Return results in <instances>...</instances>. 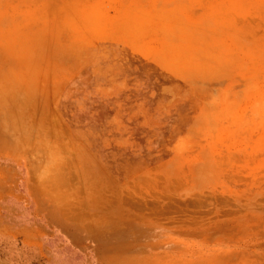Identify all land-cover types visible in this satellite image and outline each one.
Listing matches in <instances>:
<instances>
[{
  "label": "rangeland",
  "instance_id": "374dc122",
  "mask_svg": "<svg viewBox=\"0 0 264 264\" xmlns=\"http://www.w3.org/2000/svg\"><path fill=\"white\" fill-rule=\"evenodd\" d=\"M72 1L0 76L39 119L0 138V264H264V0Z\"/></svg>",
  "mask_w": 264,
  "mask_h": 264
},
{
  "label": "crops",
  "instance_id": "0c3cea01",
  "mask_svg": "<svg viewBox=\"0 0 264 264\" xmlns=\"http://www.w3.org/2000/svg\"><path fill=\"white\" fill-rule=\"evenodd\" d=\"M106 1L108 4H111L110 7H123V5H121V0ZM95 2L102 5L104 0H96ZM71 3H74V1L0 0V76L2 73H9L10 76L12 74L15 75L17 73H21L23 69H25V74L31 75L32 73L37 72L40 64L36 59L39 57L37 53L40 52V50L41 52L45 50L46 46L44 43L47 42V38L44 36L47 27H43V25L46 24V20L48 19L50 20L48 22L49 27L51 25L54 27L55 24L61 25L58 20L60 11L63 13V19H66V25H70L68 10L71 6ZM83 8L86 7L84 6ZM120 20H123V18L118 20V24ZM124 23L126 22L123 21L121 24H119L121 28L124 26ZM53 27L51 31H53ZM64 39H66L65 44L61 47V49L62 51L64 50L65 54L62 56L64 57L65 55L68 57L69 52L77 51L79 46L75 45L76 40L70 39L69 36H66ZM85 41L86 40H81V38L77 39V42L82 43L83 48L81 49L80 47V49L83 50L84 53L86 51L84 48ZM54 43L56 42L54 41ZM16 64L21 66V69L18 70L15 68ZM12 65L13 68L11 67ZM6 67H8V70ZM68 71L70 72V69H68ZM26 79L30 80L29 76ZM15 80V77H10L8 78V83L14 84ZM0 82L2 83V80H0ZM36 101L37 99L35 101L29 99L28 103L26 104L32 105L33 103H36ZM10 104H12V108H7V103L4 105V108H2L3 103L2 105L0 103V138L6 140V143L8 144L7 148H13L17 138L21 137L32 139L31 137H33V132L31 133V130L34 127V123V129L39 128V123L35 122L39 121L37 118L38 115L35 113L36 111H33L31 106L30 108L21 112V116H24L21 118L17 117V108H14L17 107L16 97L12 99ZM20 118L21 121H18ZM32 143L33 142L28 143L27 147L25 146L23 150H21L22 153H31L33 147ZM20 144L25 145V143L22 142H20Z\"/></svg>",
  "mask_w": 264,
  "mask_h": 264
}]
</instances>
